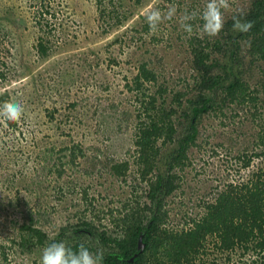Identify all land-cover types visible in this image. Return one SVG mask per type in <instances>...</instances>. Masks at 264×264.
Instances as JSON below:
<instances>
[{"label": "rangeland", "instance_id": "obj_1", "mask_svg": "<svg viewBox=\"0 0 264 264\" xmlns=\"http://www.w3.org/2000/svg\"><path fill=\"white\" fill-rule=\"evenodd\" d=\"M173 1L143 0L137 6L135 0H0V57L7 64L0 99L8 96L24 106L15 127L0 119V198L6 203L11 196L21 198L25 207L40 211L39 222L51 239H57L63 228L72 237L70 226L78 222V214H84L81 190L95 200L92 209L100 212L141 195L134 136L143 94L152 95L164 82L171 91L192 85L185 48L188 37L180 20L189 10L198 18L208 3ZM250 1L229 0L224 18ZM114 7L118 14L133 13L122 26L108 29L100 10L113 11ZM173 7L175 16L164 19L157 33L142 37L136 33L149 8L166 13ZM195 29L201 33L199 21ZM121 39L127 43L118 42ZM40 42L48 49L46 57L38 51ZM142 63L149 64L159 80L139 94L130 86ZM256 73L253 67L247 75L251 84L258 81ZM239 111L231 120L230 108L226 121L211 116L202 121L200 147H193L188 165L177 170L180 188L166 201L169 230L190 229L189 219L204 214V203L214 202L229 182L247 181L261 164L256 159L244 170L238 159L255 151L257 135L264 132V121H254L249 108ZM185 126L179 127V137ZM177 145L161 148L157 172H169ZM73 151L77 153L74 161ZM120 162L130 164L125 181L110 172V166ZM135 185L139 189L133 195ZM90 216L88 211L89 220ZM103 220L97 217L93 222L108 223L107 218ZM213 243L208 241L206 254L201 253L193 264L246 262L239 253L226 262ZM44 248L9 259H5L8 250L0 249V264H40Z\"/></svg>", "mask_w": 264, "mask_h": 264}, {"label": "trees", "instance_id": "obj_2", "mask_svg": "<svg viewBox=\"0 0 264 264\" xmlns=\"http://www.w3.org/2000/svg\"><path fill=\"white\" fill-rule=\"evenodd\" d=\"M164 1L174 3L173 0ZM135 2L140 6L143 0ZM112 9L100 10V18L104 23L107 19L108 29L122 26L133 13L118 14L116 7ZM241 15L253 22L247 33L232 30L233 17ZM198 21L201 25L199 16L189 21L193 25L191 35L185 32L188 67L192 71L191 86L171 91L164 82L152 95L143 94V88L155 85L159 80L158 74L147 63L140 65L130 86L144 98L134 136L138 181L139 186H143L141 195L125 200L120 207L100 212L92 209L95 200H89L87 191L81 190L84 214H78V222L70 226L74 229L71 238L63 228L55 240L40 224V211L36 213L25 207L21 198L11 196L9 203L0 198L5 203H0V249L9 252L5 259L64 241L72 248L84 243L93 252L102 251L103 264H193L201 253L206 254L207 243L212 240L228 263L239 253L240 259L246 258L244 264H264V168L261 167L264 132L257 135V148L250 156L238 157L244 170H248L256 159L261 163L247 181L229 182L214 202L204 203V214L198 219H189V224L193 225L190 229L167 228L166 201L180 188L177 172L188 165V155L193 147H200L202 121L210 116L223 117L226 121L230 108V120L240 114L239 110L249 108L254 121H264V0H251L238 12L224 18V28L216 37L199 33L195 29ZM135 31L141 37L150 34L145 18ZM179 38L183 39L182 36ZM118 42L127 43L126 39ZM44 45L40 42L38 51L46 57L48 49ZM6 66L0 57V82L7 80ZM253 67H257L258 81L251 84L247 75ZM8 99L4 96L0 102ZM7 124L16 126L15 122L7 121ZM183 125L184 134L179 137V127ZM172 144L178 145L171 154L169 172H157L161 148ZM75 151L72 152L73 161L77 156ZM79 152L82 154L81 150ZM129 171L128 162L110 166L112 176L122 181ZM139 186L132 188L133 195L137 194ZM18 209L21 211L16 212ZM88 211H91L92 219L98 217L99 221L103 218L105 221L107 218L108 223L96 225L94 220L86 217ZM17 214L21 219L16 218ZM140 242L142 248H139Z\"/></svg>", "mask_w": 264, "mask_h": 264}, {"label": "clouds", "instance_id": "obj_3", "mask_svg": "<svg viewBox=\"0 0 264 264\" xmlns=\"http://www.w3.org/2000/svg\"><path fill=\"white\" fill-rule=\"evenodd\" d=\"M229 7V0H208L199 14V19L202 21L200 32L210 38L219 35L224 28V10ZM175 14L174 7L166 13H162L158 8H149L144 15L150 33H157L163 20H171ZM195 18V13H186L180 20L181 28L189 35L193 32V25L189 21ZM252 27L253 22L243 18V15L233 17L232 30L234 32L247 33ZM23 113L24 106L18 101L8 99L0 102V119L14 123L22 118ZM103 260L102 251L93 252L84 243L72 248L64 241H56L45 246L40 264H103Z\"/></svg>", "mask_w": 264, "mask_h": 264}, {"label": "water", "instance_id": "obj_4", "mask_svg": "<svg viewBox=\"0 0 264 264\" xmlns=\"http://www.w3.org/2000/svg\"><path fill=\"white\" fill-rule=\"evenodd\" d=\"M142 247H143V245H142L141 242H140L139 248H142Z\"/></svg>", "mask_w": 264, "mask_h": 264}]
</instances>
